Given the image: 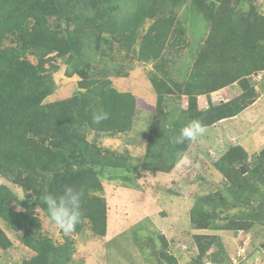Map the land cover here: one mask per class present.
I'll return each instance as SVG.
<instances>
[{
	"label": "trees",
	"instance_id": "16d2710c",
	"mask_svg": "<svg viewBox=\"0 0 264 264\" xmlns=\"http://www.w3.org/2000/svg\"><path fill=\"white\" fill-rule=\"evenodd\" d=\"M189 21L197 47L185 68V80L179 82L169 77L171 55L186 44ZM128 59L154 66L149 77L157 94L153 110L147 109L144 98L114 84L113 77L129 76L133 66L126 65ZM58 72L76 76L78 89L69 97L46 102L57 89ZM260 72L264 12L255 0H0V176L25 195L21 199L10 186L0 185V254L13 245L6 226L34 251L20 264H70L75 240L64 234L63 242L57 243L43 231L37 210L47 212L39 197L45 192L59 194L66 185L74 187L85 218L73 233L89 229L104 236L108 202L102 177L107 169H126L113 176L129 182L135 166L131 152L106 149L88 134L133 138L141 123L140 135L147 139L141 169L170 173L194 143H173L180 129L199 119L210 137H216L223 119L255 102L253 80ZM233 84L239 94L229 100L212 99L213 92L220 95ZM200 95L207 96L208 107L200 106ZM184 96L187 107L181 104ZM101 109L110 118L95 124L93 114ZM142 110L152 112L145 119ZM248 159L242 145L231 144L216 161L226 185L197 198L191 211L195 228L252 232L258 225L264 227V203L248 212H228L216 221L235 202L251 205L250 193L264 197V151L252 165ZM237 164L244 165L247 174ZM215 240L195 235L196 264H204ZM161 255L169 264H178L172 253Z\"/></svg>",
	"mask_w": 264,
	"mask_h": 264
},
{
	"label": "rangeland",
	"instance_id": "374dc122",
	"mask_svg": "<svg viewBox=\"0 0 264 264\" xmlns=\"http://www.w3.org/2000/svg\"><path fill=\"white\" fill-rule=\"evenodd\" d=\"M255 2L264 12V0H255ZM185 24L187 42L173 49L171 56L174 61L173 65L170 64L172 67L169 77L179 82L185 80V68L190 64V59L195 53L197 47L195 42L197 43L198 39L194 36L196 41L192 40L190 21ZM128 64L133 66L129 76L113 77L114 83L118 88L134 91L137 94L144 93L146 86L138 84L139 87H134L132 83L135 78L138 79L137 81L142 79L149 83L148 78L153 75L154 66L131 59H128L126 65ZM181 66V71H178ZM55 77L57 78V89L46 102L69 97L78 89L76 76L68 78L62 72H58ZM253 82L256 83L255 88L259 96L261 95L259 103H256L249 113H247L248 110H244L237 116L223 119L221 125L218 126L216 137H210L212 134L206 130L205 134L192 144L187 153L191 163L182 169L175 167L170 173L152 174L141 169L147 143L146 136L140 135L143 127L141 123H137L133 138H127L124 135L98 137L89 133L90 140L97 139L100 146L106 149L115 150L121 154L131 152L133 154L131 159L135 166L130 169L132 170L130 174L132 181L129 182L121 179L123 176H113L125 174L126 169L119 170L120 172L106 170L105 176L102 177L103 191L108 202L106 234L95 236L89 229H85L80 234L71 233L76 247L70 264H169L163 259L162 251L172 253L178 264H196L198 250L195 235L198 234L216 237L215 243L206 251L202 259L204 264L205 261L211 264H234L239 258L237 254L238 251L240 252V242L249 243L254 240L264 246V227L261 225L250 232L252 236L241 231L243 236L241 238L240 234L238 235L239 230L233 232L224 228L197 229L191 218L192 208L199 196L225 187V175L216 168L215 163L228 150L229 145H242L248 151L250 165H252V160L257 159L264 151V72H261ZM233 85L234 88H225L221 91V96L217 95L214 99L223 96L229 100L239 94L236 84ZM149 89L150 93L146 94L148 103L144 105L147 109L153 110L157 94L152 86H149ZM140 100L142 101L143 98L141 97ZM199 101L200 106H209L206 96L200 97ZM181 104H183L182 107H187L186 96L182 97ZM149 110H142L141 117L146 119L152 112ZM145 119L141 118L139 121L145 122ZM210 131L214 133L213 130ZM236 166L244 167L246 170L242 173L247 174V168L244 165L237 164ZM251 183L252 186L256 185L253 179ZM1 184L10 186L21 199L25 197L23 190L17 184L2 176H0ZM248 197H250L251 205L244 207L241 203L235 202L233 209L227 208L222 211L216 221L221 222L224 214L228 212L229 215L241 213L242 210L248 212L250 207L264 203L263 194L259 192H252ZM13 205L15 206L14 203ZM37 217L42 224L43 231L48 236L57 243L63 242L64 233L54 226L47 214L40 208L37 210ZM1 224L5 226L2 221ZM5 228L13 245L0 254V264H20L34 255V251L23 244L19 236L12 233L6 226ZM252 248L248 246L247 250L253 253V258L260 260ZM247 254L252 259L250 253L247 252ZM256 259H254L255 263ZM248 261L252 262V260ZM241 263L246 264L242 260Z\"/></svg>",
	"mask_w": 264,
	"mask_h": 264
},
{
	"label": "clouds",
	"instance_id": "9594fccd",
	"mask_svg": "<svg viewBox=\"0 0 264 264\" xmlns=\"http://www.w3.org/2000/svg\"><path fill=\"white\" fill-rule=\"evenodd\" d=\"M261 72L257 75H254V79L259 77ZM110 118V113L104 110H98L96 113L93 114L92 122L95 124H99L102 121H106ZM206 132V127L199 119H194L190 121L187 125L180 129L179 135L173 139V143L175 144H182L185 141L189 142H196L199 137L203 136ZM191 163V159L188 154H182L179 160L177 161L176 167L177 169H182L183 167L189 165ZM162 173V172H159ZM39 200L43 202L46 206V212L48 219L60 229L65 235H69L73 233L77 227L84 221V212L82 209V200L80 193L72 186L66 185L64 186L63 190L59 193H52V192H45L44 195L39 197ZM249 233L245 230H239L238 235L239 237L243 238L242 233ZM251 235V234H250ZM248 236V235H247ZM252 236V235H251ZM247 239V238H245ZM251 238L247 239L250 240ZM240 246H243L244 243L240 242ZM246 246L253 247L252 249L255 250V255L260 257V260L264 257V246L254 242L251 240L249 243H245ZM250 253L252 259L248 258L249 260H253V253L250 250H247ZM239 253V251H238ZM254 255V256H255ZM237 254V258H238ZM264 261V260H263ZM205 264H211L210 262H206Z\"/></svg>",
	"mask_w": 264,
	"mask_h": 264
},
{
	"label": "crops",
	"instance_id": "0c3cea01",
	"mask_svg": "<svg viewBox=\"0 0 264 264\" xmlns=\"http://www.w3.org/2000/svg\"><path fill=\"white\" fill-rule=\"evenodd\" d=\"M137 80H138V79H137ZM137 80H136V78L134 79V82L132 83V86H134V87H139V85L146 86V87H145V91H144V93H141V92L139 91V92H140L139 94L134 93V91H132V93H134L135 95H137V96H139V97L144 98V99L147 101L146 94H147V93H150L149 86H152L151 81H150L149 78H148L149 83H146L145 80H142V79H139V81H137ZM114 84H115V83H114ZM138 84H139V85H138ZM146 84H147V85H146ZM148 84H149V86H148ZM115 85H116V84H115ZM116 87H117V86H116ZM152 87H153V86H152ZM117 88H118V87H117ZM118 89H119V90L121 89L122 91H127V90H124V89H122V88H118ZM134 89H135V88H134ZM153 91H155L154 88H153ZM155 92H156V91H155ZM217 95H218L217 93L213 92V93L211 94L212 99L215 98ZM202 96H206V95H200V96L198 97V100H199V98L202 97ZM260 96H261V95H260ZM260 96H259V94H258L257 100H255V102H254L250 107H248V108L246 109V110H248L247 113H249L250 110H251L253 107L256 106V103H259ZM206 97H207V96H206ZM156 100H157V97H156ZM199 103H200V101H199ZM201 107H206V106H202V105H201ZM220 123H221V122H220ZM214 129H215V128H214Z\"/></svg>",
	"mask_w": 264,
	"mask_h": 264
},
{
	"label": "built area",
	"instance_id": "2783aa9c",
	"mask_svg": "<svg viewBox=\"0 0 264 264\" xmlns=\"http://www.w3.org/2000/svg\"><path fill=\"white\" fill-rule=\"evenodd\" d=\"M246 250H247V246L244 243V245L241 246V248H240V252L238 253L239 258L235 260L234 264H239V262L241 263V260L245 261L246 264H262L263 260H258L256 258H255L256 259V263H255L254 259L252 260V262L248 261L249 258L247 256V251ZM238 260H239V262H238Z\"/></svg>",
	"mask_w": 264,
	"mask_h": 264
},
{
	"label": "water",
	"instance_id": "95a60500",
	"mask_svg": "<svg viewBox=\"0 0 264 264\" xmlns=\"http://www.w3.org/2000/svg\"><path fill=\"white\" fill-rule=\"evenodd\" d=\"M246 169L244 167L241 168V171L244 172Z\"/></svg>",
	"mask_w": 264,
	"mask_h": 264
}]
</instances>
